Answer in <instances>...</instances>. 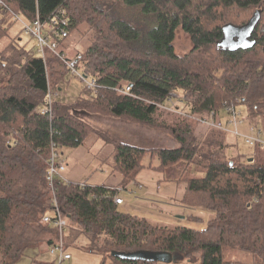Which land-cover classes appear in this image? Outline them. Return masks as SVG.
Segmentation results:
<instances>
[{"label":"trees","instance_id":"obj_1","mask_svg":"<svg viewBox=\"0 0 264 264\" xmlns=\"http://www.w3.org/2000/svg\"><path fill=\"white\" fill-rule=\"evenodd\" d=\"M0 2V40L9 36L12 14L45 20L62 7L68 36L86 26L91 43L81 52L77 69L101 87L94 98L83 95L67 102L59 96L60 86L68 82L65 62L50 52L45 60L35 56L20 45L19 34L0 48V264H19L27 251L40 252L56 239L54 227L41 222L51 213L47 157L52 141L61 150L83 144L91 129L81 115L105 112L152 125L161 113L158 105L171 101L176 91L185 96L190 115L218 113L224 102L234 99L251 118L264 114V0ZM120 3L138 11L151 28L142 32L134 21L119 17L114 8ZM256 10L261 13L250 49L217 47L223 26L244 25ZM178 29L192 45L182 56L173 48ZM126 87L129 92L122 93ZM49 90L55 93L51 112L42 115ZM173 124L169 129L178 147L156 153L155 173L161 181L183 184L181 206L211 211L214 217L200 230L169 228L122 212L109 186L80 187L57 180V197L68 223L67 246L85 238L86 250L100 256L101 263L157 264L110 256L112 251H151L190 263L245 264L224 258L226 252L239 251L249 255L247 264H264V163L254 159L262 149L253 148L243 162L230 164L225 148L231 144L225 145L224 136L209 137L199 146L192 141L187 117L180 115ZM113 144L112 173L127 186L142 170L146 152Z\"/></svg>","mask_w":264,"mask_h":264},{"label":"rangeland","instance_id":"obj_2","mask_svg":"<svg viewBox=\"0 0 264 264\" xmlns=\"http://www.w3.org/2000/svg\"><path fill=\"white\" fill-rule=\"evenodd\" d=\"M100 1L110 3L112 0ZM116 6L114 8L115 13L122 19H129L137 23L142 32H146L148 28H151V24L149 25V22L147 23L144 18H141L135 9H128L122 3ZM262 10V19L264 20V4ZM252 13L254 11H251L249 17H251ZM243 18L244 16L241 15L238 21ZM8 33L9 36L0 40V48L10 43V37L14 38L16 34H19L20 41L18 42L20 45L25 46L26 50L35 51V56H40L36 51L35 41L21 32L20 22L11 25ZM90 43L91 31L86 26H82L64 39L59 49L64 50L68 56H72L77 52L84 51ZM191 47L189 37L178 29L173 41L176 55L187 54ZM46 55H48V52ZM66 80L68 81L67 84L61 85L59 88V96L61 95L65 101L70 102L79 96H87L83 92V83L80 80L70 76H66ZM172 95L174 96L171 101L164 103V105H158L161 113H158L159 116L153 121L152 125L139 123L127 117H113L105 112L81 115L80 118L91 129V133L87 135L83 144L78 148L58 150V153L62 154L60 160L65 161L66 164L65 172L62 176L71 180V182L87 183L90 186H109L114 190H118L119 197L124 201V204L119 209L129 215L143 217L157 225L169 228L178 226L200 230L214 217V214L211 211L200 208L181 206L180 198L183 192V184L175 185L161 181L159 174L155 173L159 166L156 153L160 150H171L178 147V143L172 135L169 126L174 125L173 121L178 116L187 117L192 124V141L199 146L209 137L224 136L225 145L226 141L231 144L225 148L227 159L231 160L230 164L233 161L243 162L246 157L253 155L254 149L244 144L242 139L226 137L227 134L225 132L200 123L199 120L206 117L207 114L200 116L190 115L189 108L185 104V96L181 91H176ZM240 108L245 110V106L242 103H240ZM221 117V120L225 122L226 118H224L222 113ZM248 117L251 122H255L258 119L257 121L264 127V114L254 119L250 116ZM113 143L135 147L146 152L141 161L142 170L135 178L136 180L127 186L121 183V178L118 174L112 173L114 165L112 157L115 147ZM254 159L258 162L261 160L264 163V149L257 152ZM135 182L138 184H135ZM191 217L198 218L199 222L190 220ZM67 231L68 223L66 235ZM84 247L85 244H82L80 239L74 246L66 249L65 253L70 255V260L64 264H115L110 259L101 263L102 258L100 256L86 253ZM34 254L38 255V251L33 249L27 251L19 264H31ZM41 256L43 260H53L49 253L46 255L44 253ZM224 258L227 261H238L247 264L249 255L239 251H229L224 254ZM169 264L200 263L199 260L190 263L181 259L177 263Z\"/></svg>","mask_w":264,"mask_h":264},{"label":"built area","instance_id":"obj_3","mask_svg":"<svg viewBox=\"0 0 264 264\" xmlns=\"http://www.w3.org/2000/svg\"><path fill=\"white\" fill-rule=\"evenodd\" d=\"M11 20L14 23L20 22L21 32L30 36L35 41L36 51L43 60H45L46 52H50L59 60L65 62L69 76L77 78L83 83V92L91 98L96 97L101 87L93 79L84 77L77 69V65L82 59L81 52H77L74 56H68L64 50L59 49L61 42L68 36V19L62 7L55 9L45 20L36 16L35 19L29 21L20 14H12ZM120 91L128 93L129 87ZM53 95L55 93L50 90L46 94L44 106L40 110L42 115L50 114ZM173 96L171 95V99ZM239 101L234 99L224 102L218 113L211 111L206 117L200 119L199 122L207 127H212L225 132V134L240 138L249 147L264 149V127L260 125V122L257 121L258 119L255 122H251L247 112L240 108ZM221 113L226 118L225 122L221 120ZM58 150L61 149L52 141L47 157V171L45 174V181L50 191L51 213L43 216L41 221L43 224L54 227L57 232L56 239L47 248L48 253L53 257L51 264H64L70 259V255L65 253L67 249L65 242L67 221L60 208L56 192L57 180L65 184L69 181L65 180L62 176L65 172L66 164L65 161L60 160L62 154H59ZM84 185L85 183H80V187H84ZM114 191V204L117 206L122 205L123 199L119 197L118 190ZM91 197L96 198L94 194Z\"/></svg>","mask_w":264,"mask_h":264},{"label":"water","instance_id":"obj_4","mask_svg":"<svg viewBox=\"0 0 264 264\" xmlns=\"http://www.w3.org/2000/svg\"><path fill=\"white\" fill-rule=\"evenodd\" d=\"M260 10H256L253 16L249 19L247 23L241 26H235L232 24H227L222 27V38L217 43V47L228 50H246L250 49L255 41L251 39L252 33L255 26L260 19ZM251 161V159L249 160ZM51 244V243H50ZM49 245V244H48ZM111 257H116L120 259L127 260H140L155 263H177L181 260L178 256L170 254L168 252H151V251H136V252H118L112 251L110 253Z\"/></svg>","mask_w":264,"mask_h":264},{"label":"crops","instance_id":"obj_5","mask_svg":"<svg viewBox=\"0 0 264 264\" xmlns=\"http://www.w3.org/2000/svg\"><path fill=\"white\" fill-rule=\"evenodd\" d=\"M226 136H229V137H233V139H240V138H236V137H234V136H232V135H229V134H227ZM63 178L65 179V180H68L66 177H64L63 176ZM68 181H71V180H68ZM87 184V183H86ZM135 184H138L137 182H135ZM171 184V183H170ZM173 184V183H172ZM176 185V184H175ZM136 186V185H135ZM150 197V196H149ZM123 204H124V201H123ZM122 204V205H123ZM122 205H119V207L120 206H122ZM81 239V242H82V244H85V247H84V251L86 252V253H90L88 250H86V246H87V240L85 239V238H80ZM79 239V240H80ZM85 241H86V243H85ZM75 244H73L72 246H74ZM72 246H69V247H72ZM68 246H67V249L69 248ZM45 253V255L46 254H48V251H47V249H42L40 252H38V255L37 254H34L33 255V258H32V260H31V264H51V261L52 260H50V259H47V260H43L42 259V256L41 255H43ZM91 254H94V253H91ZM96 255V254H95ZM72 259V258H71ZM70 260V259H69Z\"/></svg>","mask_w":264,"mask_h":264}]
</instances>
